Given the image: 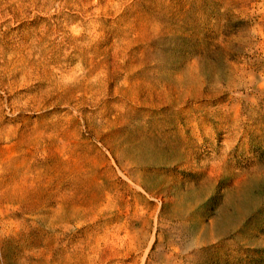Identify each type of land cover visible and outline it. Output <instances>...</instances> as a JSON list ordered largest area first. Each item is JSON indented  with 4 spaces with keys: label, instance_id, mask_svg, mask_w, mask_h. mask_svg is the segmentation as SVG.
I'll list each match as a JSON object with an SVG mask.
<instances>
[{
    "label": "rangeland",
    "instance_id": "1",
    "mask_svg": "<svg viewBox=\"0 0 264 264\" xmlns=\"http://www.w3.org/2000/svg\"><path fill=\"white\" fill-rule=\"evenodd\" d=\"M0 264H264V0H0Z\"/></svg>",
    "mask_w": 264,
    "mask_h": 264
}]
</instances>
